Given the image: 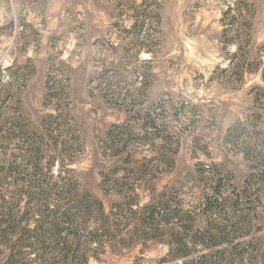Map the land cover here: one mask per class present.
<instances>
[{"label": "rangeland", "instance_id": "1", "mask_svg": "<svg viewBox=\"0 0 264 264\" xmlns=\"http://www.w3.org/2000/svg\"><path fill=\"white\" fill-rule=\"evenodd\" d=\"M0 264H264V0H0Z\"/></svg>", "mask_w": 264, "mask_h": 264}]
</instances>
